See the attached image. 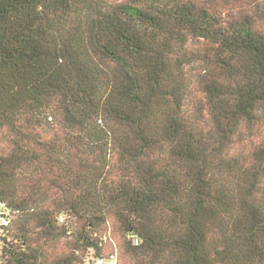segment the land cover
<instances>
[{"label": "trees", "instance_id": "obj_1", "mask_svg": "<svg viewBox=\"0 0 264 264\" xmlns=\"http://www.w3.org/2000/svg\"><path fill=\"white\" fill-rule=\"evenodd\" d=\"M0 204V264H264V0H0Z\"/></svg>", "mask_w": 264, "mask_h": 264}, {"label": "built area", "instance_id": "obj_2", "mask_svg": "<svg viewBox=\"0 0 264 264\" xmlns=\"http://www.w3.org/2000/svg\"><path fill=\"white\" fill-rule=\"evenodd\" d=\"M8 213L4 209V206L0 204V226H8L9 225V218H8ZM110 263H115V261H110V262H104L103 260H98V264H110Z\"/></svg>", "mask_w": 264, "mask_h": 264}, {"label": "rangeland", "instance_id": "obj_3", "mask_svg": "<svg viewBox=\"0 0 264 264\" xmlns=\"http://www.w3.org/2000/svg\"><path fill=\"white\" fill-rule=\"evenodd\" d=\"M110 264H114V263H110Z\"/></svg>", "mask_w": 264, "mask_h": 264}]
</instances>
